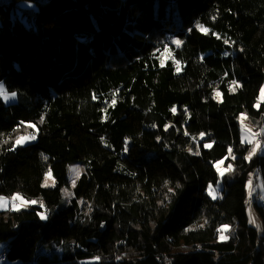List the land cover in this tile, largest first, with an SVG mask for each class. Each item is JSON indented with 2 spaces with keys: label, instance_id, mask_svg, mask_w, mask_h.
I'll return each mask as SVG.
<instances>
[{
  "label": "trees",
  "instance_id": "16d2710c",
  "mask_svg": "<svg viewBox=\"0 0 264 264\" xmlns=\"http://www.w3.org/2000/svg\"><path fill=\"white\" fill-rule=\"evenodd\" d=\"M0 80L18 96L0 98V195L19 183L44 204L0 210L6 259L264 264V232L247 218L251 204L264 230V198L247 189L259 174L264 191V0H0ZM241 114L260 133L251 158Z\"/></svg>",
  "mask_w": 264,
  "mask_h": 264
},
{
  "label": "rangeland",
  "instance_id": "374dc122",
  "mask_svg": "<svg viewBox=\"0 0 264 264\" xmlns=\"http://www.w3.org/2000/svg\"><path fill=\"white\" fill-rule=\"evenodd\" d=\"M159 57L161 59V54H160ZM0 87H2L3 93L8 96V99H5L4 95L0 94V98L3 100L4 103H12V102L18 101L17 93L16 92H12V91H8L7 88H6V86H5L4 81H2V80H0ZM12 93H15V95L13 96ZM251 133L252 134H256L254 132H251ZM35 134H36V131H35ZM244 135L245 134L242 131V137L243 138H244ZM258 136H260V133L259 132L257 133V135L254 136V139L252 140L251 143H249L247 141H244L246 143L245 146H246V148L248 150L247 153H249L250 151H252L253 147H255L258 144V139H259ZM263 136H264V131H263ZM32 141H34V140L28 141V142H26L24 144H27V143L32 142ZM218 161H220V160H218ZM79 164H80V162H75V163L70 164L68 166V175H67V178H68V186L67 185H64V187L62 188V200L64 201L65 204L69 202L70 197L72 196V189L71 188L73 186V179H74V174L72 172V169L73 168H76V167H79L80 168V165ZM221 167L222 168H225L223 166V163L221 164ZM53 180H54V178H53ZM250 181H251V184H249ZM54 185H55V181H54V183H49L48 185H45V175H44V178L42 180V186H44V187H51V186H54ZM262 185H263V182H262L261 176L259 174L253 175V176L250 177V180L247 183L248 192L249 191L255 192V194H258V198L260 197L259 200H263V198H264V191H263ZM212 186L217 189V196H218L220 194V191L219 190L221 189L220 182H218L217 184L212 185ZM66 192L67 193H70V195H66ZM14 194H19L20 196H22L23 198H25L28 201H35V203H29L27 206H24V207H29L31 205L37 204V205H41L44 208V204L42 203V201H41V199L39 197H32V198H26V197H24L22 195V192H21V185L19 183H17L16 186H15L14 192L11 195H9V196H1L0 195V198H4L7 201V203H6L5 206H0V210L8 209V208H10V209H16V208L13 207V201H12V197H13ZM15 203L16 204H19V201H16ZM20 208H23V207H20ZM44 212H45V210L41 211L40 214L43 213L45 215ZM250 212H251L252 218L254 219L255 223H250L249 222V213ZM247 218H248V223L250 225L254 226L258 230L259 233L262 234L264 232L263 225H262V221H261L260 217L257 215V212L255 211V209H253V207L251 206V204H248L247 205ZM123 256H133V254L123 255ZM112 257H113V255L112 256H108V257H106L105 260L110 259ZM116 257L117 258H120L119 255H116ZM97 259H99V258H97ZM100 259H104V258H100ZM79 262L81 263L82 261L79 260ZM0 264H28V263H24V262H21V261H10V260L6 259V257H5V244L4 243H0Z\"/></svg>",
  "mask_w": 264,
  "mask_h": 264
},
{
  "label": "snow or ice",
  "instance_id": "6c2138e0",
  "mask_svg": "<svg viewBox=\"0 0 264 264\" xmlns=\"http://www.w3.org/2000/svg\"><path fill=\"white\" fill-rule=\"evenodd\" d=\"M197 27H199L202 32H205V33L208 32V29L204 28L202 25H197ZM173 43L177 47H179L180 44H181V41L175 40V41H173ZM224 43L227 44V43H229V41L227 39H225ZM171 58H172V52L170 51V49H168L167 47H165L164 50H163V52L161 53V59H160L161 66H163L165 64V62L167 60L171 59ZM175 63H176V71L177 72H180L181 71L180 62L179 61H175ZM232 85H234V87H231L230 86V89L229 90L234 92V91H236V88L239 87V84H238L237 81L233 80L232 81ZM0 94L4 95L5 99H8V96L3 93L2 87H0ZM12 95L14 96L15 93H12ZM213 98L214 99H217L219 101L220 98H221V93L219 91H215ZM260 99H264V89L261 90V98ZM259 102H260V100H258V103H257L256 106H259ZM112 103L115 104V98L114 97H113ZM172 111L175 112L176 109L173 108ZM243 120H244V114H241V128H242V131L245 134L244 135V138L242 139V142L247 141V142L251 143L252 140L254 139V136L257 135V134H252L251 133V130L250 129H247L246 126L244 125ZM41 122H43V118H42ZM29 127L35 128L36 126L33 124V125H29ZM165 127H167V125ZM185 134H187V133H185ZM200 135H201V137H203L204 134L201 133ZM35 139H36L35 132H31V133L26 134V135L18 136L16 138V140H15V143L13 144V149H15L16 146L23 145L24 143H26L28 141H31V140H35ZM204 146L205 147H210L211 145L205 144ZM190 151H191V149H190ZM255 152H256V147H253L252 151L249 153L248 158H251V156L253 154H255ZM196 154H199V152L197 151ZM229 155H231V149H229ZM222 163H223V161H217L215 163L216 170H217V172L221 176L225 172L232 171V165L231 164H229L227 168H222L221 167V164ZM72 172L74 174L73 184H75V180L79 178L80 174L83 172V169H81L79 167H76V168H73L72 169ZM49 183H54V180H53L52 174H51V170H49L45 174V185H48ZM249 184H251V181L249 182ZM169 191H171V189H169ZM66 195H70V193H67L66 192ZM208 195L211 196L213 199H216L217 198V189L214 188L212 186V184H209L208 185ZM12 201H13V207L16 208L17 210L20 207L27 206L29 203H35V201H28V200H26L25 198H23L19 194H14L13 197H12ZM16 201H19V204H16L15 203ZM6 203H7V201L4 198H0V206H5ZM40 218L41 219H46V216L43 213H41L40 214ZM249 222L250 223H255L254 219L252 218L251 212L249 213ZM201 226H203V225H201ZM229 230H230V226L229 225H222L217 230L219 232V238L221 240H227L229 237H228V235H226V233Z\"/></svg>",
  "mask_w": 264,
  "mask_h": 264
}]
</instances>
